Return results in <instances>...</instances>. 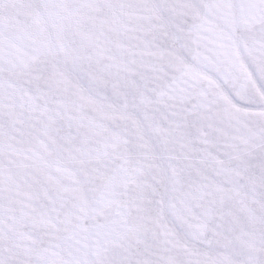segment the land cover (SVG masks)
I'll return each mask as SVG.
<instances>
[{"label":"snow or ice","instance_id":"1","mask_svg":"<svg viewBox=\"0 0 264 264\" xmlns=\"http://www.w3.org/2000/svg\"><path fill=\"white\" fill-rule=\"evenodd\" d=\"M0 264H264V0H0Z\"/></svg>","mask_w":264,"mask_h":264}]
</instances>
